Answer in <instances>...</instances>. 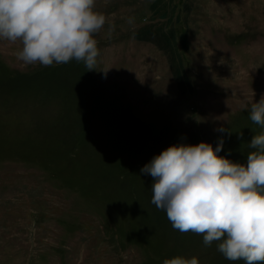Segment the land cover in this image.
Instances as JSON below:
<instances>
[{
    "label": "rangeland",
    "instance_id": "obj_1",
    "mask_svg": "<svg viewBox=\"0 0 264 264\" xmlns=\"http://www.w3.org/2000/svg\"><path fill=\"white\" fill-rule=\"evenodd\" d=\"M95 5L93 70L24 65L0 38V264H245L173 229L141 169L169 146L221 141L218 156L246 165L264 133L250 119L264 0Z\"/></svg>",
    "mask_w": 264,
    "mask_h": 264
},
{
    "label": "clouds",
    "instance_id": "obj_2",
    "mask_svg": "<svg viewBox=\"0 0 264 264\" xmlns=\"http://www.w3.org/2000/svg\"><path fill=\"white\" fill-rule=\"evenodd\" d=\"M95 0H0V38L19 42L24 65L97 63L94 38L106 23ZM107 70L102 72L107 73ZM250 119L264 127V98L252 102ZM223 131V129H221ZM222 141L172 145L141 169L153 178L151 203L173 229L214 241L230 261L264 264V133L253 136L246 165L218 156ZM163 264H199L176 256Z\"/></svg>",
    "mask_w": 264,
    "mask_h": 264
}]
</instances>
